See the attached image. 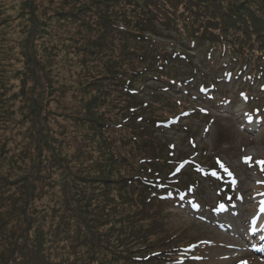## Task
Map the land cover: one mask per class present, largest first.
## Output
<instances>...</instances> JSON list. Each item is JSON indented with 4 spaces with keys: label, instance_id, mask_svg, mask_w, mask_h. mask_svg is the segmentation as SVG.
Returning a JSON list of instances; mask_svg holds the SVG:
<instances>
[{
    "label": "rangeland",
    "instance_id": "374dc122",
    "mask_svg": "<svg viewBox=\"0 0 264 264\" xmlns=\"http://www.w3.org/2000/svg\"><path fill=\"white\" fill-rule=\"evenodd\" d=\"M217 2L220 13L239 7L243 9L236 12H250L251 25L264 15V0ZM108 4L109 0H0V252L9 250L0 264L34 257L37 244L49 252L46 245L58 238L56 264H132L117 258L118 252L127 253L122 234L127 221H114L122 211L121 200L131 203L134 195L117 182L125 172L120 165H100L106 151L99 153L100 129L92 122L104 75L96 62L108 59L97 55L94 43L100 39L98 25ZM153 37L174 43L173 48L166 46L171 54H164L162 46L137 47L146 62L165 58L162 70L167 68L173 81H146L150 89L142 90L141 96L150 99L153 108L141 116L156 147L164 153L170 147L179 160L189 158L192 163L185 167L192 179L183 175L177 180L184 190L174 185L173 174L165 176L169 185L157 193L169 199L161 214L163 231L176 238L178 264H209L195 256H229L211 244L228 235L219 227L234 222L238 226L242 220L245 229L264 198V171L257 168V162L264 161V70L256 66L255 74L248 75V68L216 54L211 65L208 52L182 51L181 39L168 32L158 31ZM148 66L154 73L152 63ZM240 90L244 94L235 96ZM242 102L253 105L250 113L237 110ZM180 103L185 111L172 119L180 121L178 125L150 119L153 114L179 113ZM248 122L252 131L247 133L242 127ZM120 135L130 139L126 130ZM213 157L221 163L209 165ZM245 157L251 158L250 164L244 163ZM210 170L216 174L210 177ZM242 198L247 210L236 216ZM130 203L123 210L136 211ZM221 205L228 208L220 209ZM46 210L49 215L43 222L35 220ZM102 211L110 217L105 219ZM139 244L137 240L135 246Z\"/></svg>",
    "mask_w": 264,
    "mask_h": 264
},
{
    "label": "trees",
    "instance_id": "16d2710c",
    "mask_svg": "<svg viewBox=\"0 0 264 264\" xmlns=\"http://www.w3.org/2000/svg\"><path fill=\"white\" fill-rule=\"evenodd\" d=\"M135 1L109 0L108 11L101 12L104 18L98 27L102 31L100 39L94 44L98 48L97 55L108 59L96 62L104 75L100 77L97 99L100 104L94 107L97 114L92 115V122L100 129L99 153L103 148L106 151L100 155V165H120L124 169L120 176L113 175L119 176L117 182L123 185V190L133 193L131 203L138 207L136 211L132 208L123 210L130 202L121 200L122 211L114 223L127 221V227L122 232L126 235L123 246L127 253L118 252L117 258L132 264H173L176 239L164 233L165 220L161 216L166 203L150 196L155 189L151 186L155 182L154 175L158 173L157 158L154 156L161 153V149L155 146L156 142L153 143L154 138L145 127L144 119L137 122L134 115L143 109L138 90L147 78L146 66L150 64L137 46L143 48L142 45L147 42V49L158 47L161 44L145 38L146 34L156 36L158 31L162 34L168 32L181 39L182 46L192 43L203 52L207 50L220 54L225 51L236 62L244 61L254 68L257 64L264 65V15L260 21L255 17L251 25L250 12H236L243 9L239 7L233 13H220L216 10L217 0H178V4L175 0H139L142 3L138 6L130 3ZM255 24H259L257 28ZM212 59L213 55L209 61L212 62ZM124 130L130 139L120 135ZM125 138L128 140L126 143ZM122 149L128 155L123 154ZM37 215L35 220L41 223L49 213L46 210ZM101 216H106L105 219L110 217L106 211H102ZM26 226L29 227L28 221ZM137 240L141 242L139 246H135ZM60 241L58 238L55 245H46L51 248L49 252H43V246L37 244L35 248L38 252L32 249L34 257L18 258L8 264H56L54 255ZM8 254L9 250L3 249L1 260Z\"/></svg>",
    "mask_w": 264,
    "mask_h": 264
},
{
    "label": "bare ground",
    "instance_id": "6f19581e",
    "mask_svg": "<svg viewBox=\"0 0 264 264\" xmlns=\"http://www.w3.org/2000/svg\"><path fill=\"white\" fill-rule=\"evenodd\" d=\"M232 234L237 235L235 233H232ZM214 243L219 244V245H226L227 248H230L232 250H237L241 247L240 246L241 244L238 245L237 243L232 242L230 238H228L225 235H220L219 240L215 241ZM241 254L242 253H239L238 255L229 257L227 260H219L220 258H217L216 256H214V258H211V259L203 258V260H209L210 261L209 264H254V263L262 264L261 260H258L254 257L250 258L249 256L245 255L247 257L246 259L244 256H240Z\"/></svg>",
    "mask_w": 264,
    "mask_h": 264
},
{
    "label": "snow or ice",
    "instance_id": "6c2138e0",
    "mask_svg": "<svg viewBox=\"0 0 264 264\" xmlns=\"http://www.w3.org/2000/svg\"><path fill=\"white\" fill-rule=\"evenodd\" d=\"M245 164H250L251 158L250 157H245L243 158ZM261 166V170L264 171V161H259L257 162ZM223 167V165H221ZM221 208H223V205H221Z\"/></svg>",
    "mask_w": 264,
    "mask_h": 264
}]
</instances>
